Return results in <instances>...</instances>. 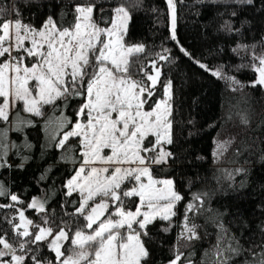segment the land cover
I'll use <instances>...</instances> for the list:
<instances>
[{"label":"snow or ice","instance_id":"snow-or-ice-1","mask_svg":"<svg viewBox=\"0 0 264 264\" xmlns=\"http://www.w3.org/2000/svg\"><path fill=\"white\" fill-rule=\"evenodd\" d=\"M142 3L0 0V264H158L156 252L175 228L167 264H264V220L257 226L259 241L245 239L225 227L224 212L210 206L219 187L189 198L180 190L174 83L164 72L176 57L168 48L152 54L144 43L130 42L132 9ZM166 3L169 39L183 56L233 93L264 90V34L259 42L231 49L241 61L235 71L255 75L244 83L181 44L178 4L184 0ZM194 4L227 14L220 25L226 35H248L257 16L264 24V0ZM244 104L237 102L227 119L234 115L248 128L252 112ZM261 137L253 145L264 162V132ZM235 143V137L217 138V162ZM240 144L249 147L247 140ZM17 172L32 173L34 182L15 190V181L3 176ZM219 172L218 186L227 180L242 194L246 181H234L247 177V168ZM197 217H204V225ZM206 225L218 231L204 258L196 260L195 251L182 249L208 237ZM154 231L164 236L158 244Z\"/></svg>","mask_w":264,"mask_h":264},{"label":"trees","instance_id":"trees-1","mask_svg":"<svg viewBox=\"0 0 264 264\" xmlns=\"http://www.w3.org/2000/svg\"><path fill=\"white\" fill-rule=\"evenodd\" d=\"M132 12L133 19L128 37L130 42L144 43L152 54L161 51L162 47L168 48L176 57L170 65H165L164 72L174 83V132L177 140L175 148L182 160L176 166V175L180 181L181 192L189 198L191 193L219 187V191L212 196L210 206L225 213V227L233 233L239 230L245 239L259 241L257 226L264 220L261 215L264 210V162L260 160V153L255 149L253 141L259 144L261 133L264 132V125L259 123L264 120V90L248 87L243 92L233 93L225 81L204 72L193 61L183 56L175 42L169 39L170 17L166 0H143L141 6L132 9ZM252 15L251 12L247 13L248 17ZM224 19H228L227 14L219 15L214 7L195 5L194 0H184L183 4H178L177 35L181 44L198 60L213 68L224 65L226 72L247 83L254 79L255 75L248 70L235 71L241 61L231 49L239 43L259 42L264 34V24L257 16L254 30L241 37L226 35L220 31ZM244 100L248 101L252 112V124L248 128L240 125L239 119L234 115L232 120L227 119L229 113H235L237 102H240V107H245ZM229 137H235L236 143L217 162L213 155L216 140ZM242 140H247V149H243L240 144ZM238 148L242 149L241 154L234 155V150ZM241 166L248 169V175H237L234 183L246 181L242 194L238 195L230 189L227 180H222L221 186L217 185L215 177L220 175V169L234 170ZM36 171L33 169V172ZM3 179L5 182L15 181V190H19L21 184L30 185L34 182L32 173H9L5 174ZM29 192L39 194L34 188H29ZM51 207H56L55 200L52 201ZM56 210L59 212L58 208ZM32 217L38 220L34 213ZM176 219L179 220V217ZM241 221H244V226ZM196 222L204 225V217H197ZM205 227L210 233L208 237L197 243L194 248L182 249L185 252L195 251L196 260L204 258V251L210 250L218 231L212 225ZM176 232L178 228L173 230V234L166 236V243L156 252L158 264H167L171 249L175 246ZM154 238L158 244L164 236L154 231Z\"/></svg>","mask_w":264,"mask_h":264},{"label":"flooded vegetation","instance_id":"flooded-vegetation-1","mask_svg":"<svg viewBox=\"0 0 264 264\" xmlns=\"http://www.w3.org/2000/svg\"><path fill=\"white\" fill-rule=\"evenodd\" d=\"M32 213H33V212L30 211L29 213H27V215H29V216L32 217ZM32 218H33V217H32ZM33 219H34V218H33Z\"/></svg>","mask_w":264,"mask_h":264}]
</instances>
